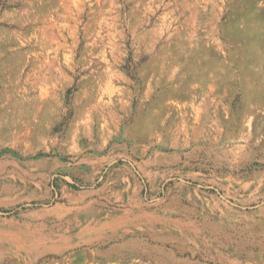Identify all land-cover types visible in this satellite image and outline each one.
<instances>
[{
  "label": "rangeland",
  "instance_id": "374dc122",
  "mask_svg": "<svg viewBox=\"0 0 264 264\" xmlns=\"http://www.w3.org/2000/svg\"><path fill=\"white\" fill-rule=\"evenodd\" d=\"M38 6H52L45 28L66 68L41 90L42 100L64 102L53 135L63 140L71 129L84 145V131H99L110 146L152 106L150 127L165 134L152 152H178L183 161L155 189L132 162L143 183L136 209L153 214L150 228L130 227L122 205H101L117 217L88 227L83 259L80 244L50 250L21 238L13 252L21 263L264 264V0H0V13H29L7 26L17 36L10 55L34 48ZM150 66L158 79L148 92ZM13 72L10 94L21 98L27 83ZM40 109L48 117L55 107ZM54 178L52 197L14 211L55 208L62 198Z\"/></svg>",
  "mask_w": 264,
  "mask_h": 264
},
{
  "label": "crops",
  "instance_id": "0c3cea01",
  "mask_svg": "<svg viewBox=\"0 0 264 264\" xmlns=\"http://www.w3.org/2000/svg\"><path fill=\"white\" fill-rule=\"evenodd\" d=\"M38 7L35 26L39 38L34 48L11 55L8 46L17 41V36L7 26L24 22L29 13L26 8L0 13V264L9 255L16 258V264H31L21 263L22 256L13 253L19 251L17 242L21 238L31 244H44L50 250L72 251L74 243L80 244L75 255L83 259L88 227L102 225L104 218L117 217L104 213L107 211L101 205H122L125 207L122 219L130 227L150 228L153 214L136 209L144 202L143 183L132 162L139 160L143 176L155 189L164 179L178 174L176 168L183 161L178 152L163 153L162 149L156 154L152 152L151 146L163 144L165 135L161 127H150L149 114L156 108L152 106L133 125L120 131L121 140L110 146L99 131H84V145L75 144L71 129L63 140L53 135L51 130L61 119L64 102L61 98L42 100L41 90L49 75H63L66 68L57 65L52 54L54 40L45 28L51 24L46 8L50 10L52 6ZM56 9L66 10V6L60 4ZM10 68L15 79L27 83L21 98L11 97ZM144 78L149 92L152 82L158 79L157 73L150 66ZM49 103L55 110L48 118L40 108ZM13 105L20 109H12ZM104 174H107L104 180L96 184ZM57 175L61 177V203L50 211H14L52 197ZM181 177L190 178L192 173L184 171ZM73 179L79 189L67 183Z\"/></svg>",
  "mask_w": 264,
  "mask_h": 264
}]
</instances>
